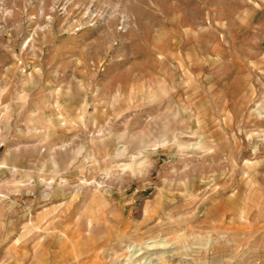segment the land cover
Masks as SVG:
<instances>
[{
    "label": "rangeland",
    "instance_id": "rangeland-1",
    "mask_svg": "<svg viewBox=\"0 0 264 264\" xmlns=\"http://www.w3.org/2000/svg\"><path fill=\"white\" fill-rule=\"evenodd\" d=\"M0 264H264V0H0Z\"/></svg>",
    "mask_w": 264,
    "mask_h": 264
}]
</instances>
